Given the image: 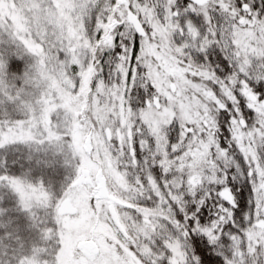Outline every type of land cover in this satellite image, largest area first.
Listing matches in <instances>:
<instances>
[{
  "label": "snow or ice",
  "instance_id": "obj_1",
  "mask_svg": "<svg viewBox=\"0 0 264 264\" xmlns=\"http://www.w3.org/2000/svg\"><path fill=\"white\" fill-rule=\"evenodd\" d=\"M0 264H264V0H0Z\"/></svg>",
  "mask_w": 264,
  "mask_h": 264
}]
</instances>
